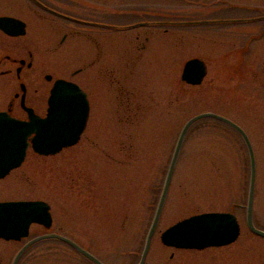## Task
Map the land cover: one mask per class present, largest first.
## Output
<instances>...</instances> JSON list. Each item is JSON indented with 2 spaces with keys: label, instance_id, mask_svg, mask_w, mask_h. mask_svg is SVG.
<instances>
[{
  "label": "rangeland",
  "instance_id": "rangeland-1",
  "mask_svg": "<svg viewBox=\"0 0 264 264\" xmlns=\"http://www.w3.org/2000/svg\"><path fill=\"white\" fill-rule=\"evenodd\" d=\"M64 2L79 4L82 10L87 9L83 6L111 9L112 20L122 24L152 14L181 21L264 14V0ZM143 30L150 32V41L131 73H124L122 38L140 30L113 31L110 43L112 75L123 80L129 75L123 87L138 95V108L127 101L126 90L119 84L117 90L115 79L109 85L100 73L101 64L94 83L86 81L93 109L79 146L49 156L29 151L22 165L0 180L1 201H46L53 216L52 232L73 239L110 264L137 261L181 130L203 112L220 113L249 135L257 162L255 217L264 228V23ZM31 45L44 50L37 54L39 72L74 80L79 49L55 51L52 42ZM131 52L137 53L136 48ZM193 58L207 65V74L197 86L181 77L185 62ZM249 179V154L240 135L215 119L197 122L179 157L148 264L201 261V253L181 252L172 262V249L161 243L160 233L193 215L229 211L238 215L242 232L235 244L217 251L215 258L223 264H264V239L249 231L245 211L235 207L246 204ZM43 233L42 227L31 228V237ZM19 246L0 241V264H10ZM21 264L89 262L68 245L47 240L34 246Z\"/></svg>",
  "mask_w": 264,
  "mask_h": 264
},
{
  "label": "flooded vegetation",
  "instance_id": "flooded-vegetation-1",
  "mask_svg": "<svg viewBox=\"0 0 264 264\" xmlns=\"http://www.w3.org/2000/svg\"><path fill=\"white\" fill-rule=\"evenodd\" d=\"M83 7H87V9L85 8L84 10H82V7L79 4L72 5L70 3L64 2V0H59V1L0 0V19L12 18L15 19V21L18 20L24 24L23 34L21 35L13 34L14 32L17 33L19 28L17 25L13 24V21L11 20L10 22H8L9 23V27H7L8 31L0 27V39H1L0 40V76L10 77L9 78L10 80L0 79V113H5V116L23 122H30L33 116L38 117L42 120L47 119L49 117V113L51 109L50 98L52 95V91L55 87V83L58 80H64L80 86L87 94L88 104H89V119L87 123V127H88L90 118L92 116L93 104L91 99L92 98L91 92L86 89L87 88L86 81H88V83H94L97 67L101 68V64L102 66L104 65L101 68L100 73L104 76V78H107L109 80L108 82L110 86L112 85L115 79L117 90L119 88L118 84L120 85L121 88L126 90V88L123 86H124V82L128 81L129 75L128 78L125 77V80H123L122 78L119 79L117 77H114V75H112L113 70L110 68L111 49H112L110 43L112 42V37H113L112 32L125 31L121 29H114V27L133 26L138 23L154 22L151 21L152 19H158V20H161V18L164 20L167 18L170 19V16L167 17V15L152 14L150 15L151 17L148 16L149 17L148 19H143L149 21H140L138 23L137 21H135L128 24L126 23L122 24L112 20L113 15L111 13V9H107V8L99 9L96 8V6H83ZM260 22L264 23V20H260ZM2 25H4V23ZM148 28L152 29L153 27L142 25L137 28H131L129 30L136 29L140 31H137V34L135 35L125 36L122 38L126 43L125 45L126 58L124 60L123 65L127 71L124 73L127 72L131 73L133 68L137 66L139 61L143 60L144 53L147 50L148 43L150 41V34H149L150 32L143 29H148ZM36 42L55 43V47L53 49L55 51H60V50L66 51L71 48L76 50L79 49L80 53L78 54L79 57L77 55L78 58L77 67L72 72L73 73L72 75L74 76V80H69L65 78V76L54 78V76L50 74L48 71L39 72L40 64L38 61L37 54L38 55L41 54L42 51L44 50H42L41 48L38 49L31 45V43L35 44ZM134 47L136 48L137 53L131 52V49ZM85 49L87 50V55L84 54ZM39 73L41 74L38 75ZM13 74L15 75L13 76ZM121 93L123 94V90H121ZM125 95L127 97V101L132 102L130 104L133 107L138 108V103H139L138 95L135 96L134 92H129L128 89L126 90ZM72 100H70V102ZM134 100L135 102H133ZM126 109L128 110V105ZM58 113L63 116L69 115L71 113V110L69 109V107L62 106L59 107ZM86 130L83 132V134L80 137V140L76 145L64 148L59 153H62L64 150L74 148L75 146L78 147L79 146L78 144H80L84 138V134ZM33 136H31V138L29 139L30 143H32L31 139L33 138ZM29 151H32L33 153L40 155L34 150L32 145L28 147L27 154ZM159 200L157 205L155 206V212L152 215L151 221H149L147 233L145 239L143 240L139 257L134 264H139L141 262L146 246L147 236L154 221ZM5 201H16V200H3V201L0 200V202H5ZM247 205H248V201L246 202V204H237L235 207H238L245 211L246 225L247 228L249 229L248 221H247ZM235 207H233V209ZM229 212L236 216L237 221L240 225V232H242V226L238 215H236L233 211H229ZM255 216L256 214H255V204H254V211H253L254 226L257 229L264 231V228L258 225ZM161 218L162 215L160 217V220L152 237L149 252L147 254L144 264L149 263V257L151 255V251L154 246V238L159 230ZM185 219L173 222L170 226L165 228L160 233L161 243L165 247L172 249V254L170 255L172 262H175L177 260L176 258L180 256L179 254L181 252H190L189 254H193V252H196V253H201V256L203 257L201 261H197L193 258H189L183 260L178 264H223V262L220 259L215 258L217 256L216 252L221 251L229 246H232L233 244H235V242L227 246L208 247L205 249L179 248L176 246H167L162 242L163 233L167 231L169 228L173 227L174 225L178 224L179 222ZM34 225L45 229V233L41 235H47L50 233L59 234L57 232H52L51 229H47L44 226L37 224ZM34 225H32V227ZM249 231L254 236L258 238H262L256 235L255 233H253L250 229ZM36 237H31V230L28 237H23L19 240H14V239L7 240L5 238L0 237V241L14 242L20 244L18 250L15 249L10 264H13V261L17 253L26 244H28L31 240H33ZM47 240L48 239L42 240L27 248L23 253V255L21 256L18 264L22 263L23 259L27 256V254L32 250L34 246ZM90 253L94 255L103 264H110L106 260H103L98 255H96L94 252L90 251ZM87 261L89 262V264H95L89 260Z\"/></svg>",
  "mask_w": 264,
  "mask_h": 264
},
{
  "label": "water",
  "instance_id": "water-1",
  "mask_svg": "<svg viewBox=\"0 0 264 264\" xmlns=\"http://www.w3.org/2000/svg\"><path fill=\"white\" fill-rule=\"evenodd\" d=\"M11 19H0V27L6 31ZM264 20V16L246 19H212L200 21H158L144 22L133 26H117L114 29H129L142 25H172L193 26L203 24L249 23ZM4 23V25H2ZM19 30L14 35L23 34L24 24L13 20ZM207 74V66L201 59L195 58L186 62L182 80L191 85H199ZM73 99V100H72ZM70 100H72L70 102ZM70 102V103H69ZM51 109L49 117L42 120L32 117L30 122H21L0 114V179L6 177L13 169L22 165L31 139L33 148L43 155H54L66 147L78 143L85 131L89 118L87 94L76 84L58 80L50 98ZM69 107V115L58 113L59 107ZM73 115V116H71ZM215 119L235 130L243 139L250 159V184L247 205V221L249 229L264 238V231L257 229L253 223L254 198L257 178V164L252 142L246 131L233 120L215 113L203 112L190 118L183 126L177 140L175 150L164 181L155 218L147 236L145 250L139 264H144L149 252L152 237L162 215L164 205L174 177V172L181 155L189 131L197 122L203 119ZM41 224L46 228L52 227L50 205L44 201H12L0 203V237L19 240L29 235L32 224ZM240 227L237 218L231 213L211 212L184 220L167 230L162 235V241L169 246L190 249H205L212 246H225L237 240ZM46 239L60 240L83 257L95 264H103L89 251L82 248L70 238L59 234L39 236L26 244L16 255L13 264H18L27 248Z\"/></svg>",
  "mask_w": 264,
  "mask_h": 264
},
{
  "label": "bare ground",
  "instance_id": "bare-ground-1",
  "mask_svg": "<svg viewBox=\"0 0 264 264\" xmlns=\"http://www.w3.org/2000/svg\"><path fill=\"white\" fill-rule=\"evenodd\" d=\"M184 68V67H183Z\"/></svg>",
  "mask_w": 264,
  "mask_h": 264
}]
</instances>
